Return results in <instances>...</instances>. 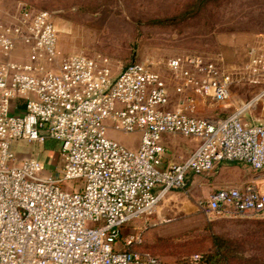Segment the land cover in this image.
I'll list each match as a JSON object with an SVG mask.
<instances>
[{"label":"built area","instance_id":"obj_1","mask_svg":"<svg viewBox=\"0 0 264 264\" xmlns=\"http://www.w3.org/2000/svg\"><path fill=\"white\" fill-rule=\"evenodd\" d=\"M20 43L26 60L10 59ZM0 55V264H164L135 249L140 232L122 228L151 215L169 190H184L191 174L222 162L264 170V117L243 118L258 103L264 111V46L236 72L198 54L168 59L179 95L171 109L167 80L141 63L114 73L107 60L60 56L45 10L22 6L16 22H1ZM240 81L259 86L246 108L218 119L194 115L195 95L225 102ZM108 130L138 133V147ZM164 134L198 145L164 165ZM47 139L59 143L56 171L36 157L16 161L14 142ZM198 203L211 218L261 216L264 180L215 189Z\"/></svg>","mask_w":264,"mask_h":264},{"label":"rangeland","instance_id":"obj_2","mask_svg":"<svg viewBox=\"0 0 264 264\" xmlns=\"http://www.w3.org/2000/svg\"><path fill=\"white\" fill-rule=\"evenodd\" d=\"M192 1L196 0H0L5 8L0 11L4 15V19L0 17V23H7L9 9L14 4L19 14L22 6L34 11H48L58 31L60 56L82 53L99 61L107 60L114 73L131 62L141 63L167 80L171 108L176 105L179 95L174 92L177 80L167 66L168 59L182 54H198L217 59L223 68L236 72L247 62L251 50L258 51L264 46V0H203L204 5L199 12L180 22H150L172 16ZM258 91V85L240 81L232 84L230 98L225 102L195 95L194 115L225 118L237 108H246L244 106ZM199 104L202 106L197 111ZM262 117L261 103L243 114L246 121ZM107 135L129 149L138 147V133L123 134L108 130ZM173 141L176 147L170 148L171 158L181 162L191 151V147L188 148L189 139L174 135ZM179 145L181 150L177 149ZM187 148L188 151L184 152ZM12 149L20 161L30 157L41 161L47 156L49 167L45 168V172H54L59 168L57 141L47 139L39 143L21 140L13 144ZM222 163L228 171L219 174L215 169V173L200 175L204 177L203 183L210 184L214 179H221L228 184L239 176L243 179L264 177V170L254 172L235 162ZM187 187L168 193L151 215L132 220L122 228V234L136 228H144L147 238L191 231L196 237L190 243L192 251L207 252L211 249L214 234L238 237L247 227L245 222L255 219L211 218L202 212L198 203L210 190L201 191L199 183ZM166 243L174 244L172 241ZM243 250L252 257L264 256V250L251 242L246 243ZM155 255L162 260L159 254Z\"/></svg>","mask_w":264,"mask_h":264},{"label":"trees","instance_id":"obj_3","mask_svg":"<svg viewBox=\"0 0 264 264\" xmlns=\"http://www.w3.org/2000/svg\"><path fill=\"white\" fill-rule=\"evenodd\" d=\"M203 5V0L192 1L176 14L152 19L150 22L177 23L195 15ZM245 224L247 227L238 237L214 234L211 249L207 252L192 251L190 243L196 237L191 231L172 236L147 238L144 236V228H136L135 230L141 233L142 241L135 246V249L144 253L159 254L164 264H188L190 262L200 264H264V256L252 257L245 254L243 250V246L248 242L256 244L264 250V217L249 219ZM167 241H172L174 244H168Z\"/></svg>","mask_w":264,"mask_h":264},{"label":"crops","instance_id":"obj_4","mask_svg":"<svg viewBox=\"0 0 264 264\" xmlns=\"http://www.w3.org/2000/svg\"><path fill=\"white\" fill-rule=\"evenodd\" d=\"M5 9L4 8V4L3 3H0V11ZM21 10V8H20ZM19 16V10L16 9V5L14 4L13 8L12 9H9V15L8 17L6 18V22L7 23H14L17 21V18ZM0 17L4 19V15H2L0 13ZM26 57H27V49L20 43L16 46V49L14 50V52L10 55V59H13V60H20V61H25L26 60ZM6 58L4 57H0V62L5 60ZM199 96V95H197ZM171 98V97H170ZM179 98V96H178ZM203 98V97H202ZM207 99V98H206ZM20 101L15 99L13 102H12V106L19 103ZM170 105V104H169ZM169 105H168V108H169ZM202 105L199 104V107L197 106V111L198 109H200ZM171 108H173L172 106H170ZM247 107V106H246ZM170 108V109H171ZM22 112L23 111V106H21V102H20V109H15V112ZM210 119H218V118H210ZM245 120V119H244ZM252 121V120H250ZM173 136L174 135H171V134H164L162 136V143L164 145V148H165V153H164V156H163V164L164 165H167L169 163H172V162H175L172 158H171V155H170V148L172 146L176 147L174 145V141H173ZM140 139V137H139ZM189 139V147H191V151L190 153L187 155V157L193 152V150L197 147L198 145V141L195 140V139H191V138H188ZM19 142V141H17ZM17 142H14L17 143ZM139 145V143H138ZM181 145H179L177 147L178 150H181ZM188 148L183 150L184 152L188 151ZM45 156V155H44ZM185 157L184 160L187 158ZM47 159V156L44 157V159H41V162L44 164V167H49L48 166V162L46 160ZM182 159V161H184ZM16 161H20V158H17ZM224 163H220L218 164L212 173H215V172H219V174H222L223 172H226L228 171L227 168L223 165ZM215 169H217V171H215ZM215 171V172H214ZM190 180L188 179L189 183H187V185L189 184V186L187 188H190L191 185L193 184H200V190L201 191H207V190H210L213 191L215 189H218V188H221V187H226V186H240V185H243L244 183H248V182H260V181H263L264 180V177H258V176H255V177H251V178H247V179H243L241 178V176H239V178H236L235 180L233 181H230V183H226L224 181H222L221 179H214L212 182H210V184H205L203 183V180H204V177L200 176V175H190L189 176ZM176 189H171L169 190L168 192H166L159 200V202L168 194V193H171V192H174ZM158 191V189L156 190ZM261 217H264V214H262L261 216H258V217H254V218H261ZM219 218H222V217H219ZM224 218H231V217H224ZM233 218V217H232Z\"/></svg>","mask_w":264,"mask_h":264},{"label":"bare ground","instance_id":"obj_5","mask_svg":"<svg viewBox=\"0 0 264 264\" xmlns=\"http://www.w3.org/2000/svg\"><path fill=\"white\" fill-rule=\"evenodd\" d=\"M247 106V105H246ZM246 106H244V107H246Z\"/></svg>","mask_w":264,"mask_h":264}]
</instances>
